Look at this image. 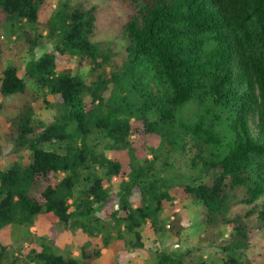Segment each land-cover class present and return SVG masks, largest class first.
<instances>
[{"label": "trees", "instance_id": "1", "mask_svg": "<svg viewBox=\"0 0 264 264\" xmlns=\"http://www.w3.org/2000/svg\"><path fill=\"white\" fill-rule=\"evenodd\" d=\"M104 1L0 0V95L37 87L0 115V140L14 141L7 168L0 144V243L43 215L92 240L80 257L32 249L33 262L94 264L104 248L142 247L144 226L170 216L155 264H207L201 246L173 247L195 205L223 264H264V0ZM107 20L119 59L94 40ZM8 52L19 58L7 65Z\"/></svg>", "mask_w": 264, "mask_h": 264}, {"label": "rangeland", "instance_id": "2", "mask_svg": "<svg viewBox=\"0 0 264 264\" xmlns=\"http://www.w3.org/2000/svg\"><path fill=\"white\" fill-rule=\"evenodd\" d=\"M54 7L60 0H53ZM103 8L107 5L104 0H96ZM119 15H123L120 12ZM107 19V18H106ZM109 19H112L111 17ZM107 20L99 29L94 37L95 41L103 42L100 46L116 59L118 49L123 48L120 39H116L118 30L116 24L114 25L112 20ZM3 37L12 44L15 39V34L11 32L9 27L1 30ZM52 43L48 41L39 48V53H43L45 50H51ZM24 61L29 59L31 55L23 52L22 55ZM19 56L15 53H7L4 60V64H10V62L17 60ZM23 61V64L25 63ZM21 63V65H23ZM30 92L25 95H13L6 98L4 101L0 95V115L11 116L18 113L23 105L25 99H30L31 93H36L37 87L31 82L29 83ZM56 107V106H55ZM45 111V110H44ZM41 110L43 120L46 122L56 114V109H48L44 112ZM5 135V134H4ZM5 137V136H4ZM0 144L3 147L5 157L2 161L3 167H9L12 160L9 157L10 152L14 149V141L10 137L2 138ZM102 147V146H101ZM29 155L23 153L18 159L26 160ZM185 169V166L183 167ZM99 173L104 178V169H99ZM119 180L115 177L109 180L107 187L116 190L119 185ZM118 206L116 205V209ZM184 223L187 226V230L183 235L182 242L173 244L175 249H186L187 247H200L203 250V259L207 264H223L226 254L221 249H215L208 246L206 243L200 240L201 233L203 231L199 214L195 208V205H191L188 209L182 211ZM172 217H166V226L162 231H156L154 227L148 223L143 228V246L131 249L123 250L120 254H114L113 250L104 248L102 256L94 261V264H155L157 259V249L165 247H171L173 238L170 235L168 228L169 222ZM101 237V236H100ZM92 237L89 236L79 226H67L61 222H49L43 215L37 218L36 225L31 228H26L19 225H8L2 230V238L0 243V264H44L43 262H33L28 254L32 249L42 251L44 247L49 246L54 252L62 254L64 256H81V247L91 241ZM127 238L136 241L133 233H128ZM99 239V237H98ZM115 257V258H114Z\"/></svg>", "mask_w": 264, "mask_h": 264}]
</instances>
